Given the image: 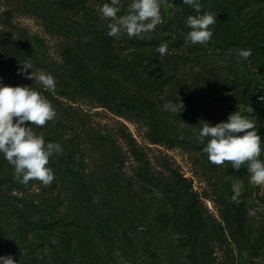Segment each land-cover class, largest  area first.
<instances>
[{
    "label": "trees",
    "instance_id": "trees-1",
    "mask_svg": "<svg viewBox=\"0 0 264 264\" xmlns=\"http://www.w3.org/2000/svg\"><path fill=\"white\" fill-rule=\"evenodd\" d=\"M95 1L0 0V82L39 91L57 113L42 127L31 125L46 143L62 146L63 151L54 154L48 166L74 186L71 189L76 195L92 199V187L96 188L109 206L106 219L114 237L121 229L125 235L127 231L138 232L140 248L154 263L161 246L170 264H176L173 257L178 254L188 264H215L216 248L226 250L224 264H233L225 246L226 236L210 228V214L192 190L191 181L166 154L156 156L155 166L122 123L101 131L68 103L75 97L87 98L136 122L149 143L186 148L215 171L241 180L245 191L239 203L232 201L234 193L230 190L221 194L220 214L229 239L247 251L249 264H260L257 258L264 257V224L255 242L245 233L244 199L253 185L246 169L242 166L237 172L229 164H210L204 143L198 139L205 122L225 121L237 111L255 120L264 142V108L258 106V88L232 66L204 62L203 45L184 43L190 29L185 25L181 0H174L176 10L171 17H167L161 0V23L142 39H129L126 34L109 37L110 21L98 11L107 0H97L99 7ZM128 2L123 0L118 15L127 11ZM220 3L227 15L242 21L238 23L245 32L264 30V0ZM22 13L36 14L48 38L14 22L16 14ZM162 43L168 45L164 56L157 52ZM207 45L216 46L212 38ZM21 63H30L32 69L28 71L34 76L50 74L55 89L46 90L38 80L20 75ZM161 64L166 66L164 72L144 76ZM81 70L85 71L83 77L77 75ZM177 96L184 109L174 114L165 105ZM244 106L250 110L241 109ZM119 140L135 163L130 173L124 170L127 156ZM260 158L264 159V152ZM33 182L36 180L27 186ZM24 186L16 179L13 166L0 159V255H11L16 264H40L38 250L48 245L56 264H98L87 240V228L67 198L48 195L49 186H44L39 199L12 194ZM51 186L56 187L55 179ZM258 191L257 186L256 212L264 219V210H260L264 209V189Z\"/></svg>",
    "mask_w": 264,
    "mask_h": 264
},
{
    "label": "rangeland",
    "instance_id": "rangeland-1",
    "mask_svg": "<svg viewBox=\"0 0 264 264\" xmlns=\"http://www.w3.org/2000/svg\"><path fill=\"white\" fill-rule=\"evenodd\" d=\"M221 0H200L201 12L216 13L217 22L210 26L213 31L212 39L215 43L214 46L204 44L205 56L204 62H213L217 66H232L240 75L245 76L253 86H256L260 92V97H264V30L245 32L241 28L242 22L240 19L235 18L233 15L229 16L223 11V5H220ZM96 6L99 7L97 0ZM183 4L185 16L199 15L195 10L188 5ZM220 3V4H219ZM163 8L167 17H171L176 10L174 0H164ZM228 8V6H225ZM186 21V20H185ZM14 22L27 28L31 32H38L41 35H48L43 33L40 19L33 13L16 14ZM50 45H53L51 42ZM238 49H251L252 55L244 60L237 55ZM56 48H52V52H55ZM166 70L164 64L159 65L152 71L146 72L145 77L149 78L155 74H161ZM78 76H85V71L77 73ZM3 83V82H2ZM5 84V83H4ZM77 110L84 114V117L88 120L89 124L97 125L101 131L108 130L116 126L117 122L122 123L134 137L138 145L143 148L150 159V161L157 166L156 156L159 154H166L178 167L179 171L191 181L192 190H194L200 197L201 201L205 205L208 213L210 228L215 232H223L226 236L225 246L229 250L231 260L233 264H249L250 257L246 250L238 246L234 241L229 239L227 231L224 226V222L221 218V210L223 205L220 200V195L230 190L233 192L234 186L240 187L241 195L245 191L244 183L233 177L226 176L223 172L215 171L214 168L209 167L205 161L198 157L192 151L186 148H167L163 145H155L149 143L144 136L142 129L138 127V124L132 120H128L123 117H119L116 114L108 111L107 109L100 107L98 104L89 101L87 98H77L70 100ZM258 106L264 108V101L258 99ZM241 109L249 111V107H242ZM174 125H177L174 123ZM178 126V125H177ZM183 127V124H180ZM120 143L122 152L127 156V160L124 165V170L129 173L132 170V166L135 165L134 161L127 152V147ZM0 159L7 162L3 155L0 154ZM87 163V161H86ZM87 171L90 170V165L87 163ZM54 171V170H53ZM56 187L49 186L47 193L51 196H61L66 201H69L71 209L74 208V212L77 213L81 222L87 228V240L91 244L93 255L95 256L98 264H170L168 261L169 255L164 249L159 247V256L154 263L151 257L147 253L143 252L139 246V234L127 231L125 235L123 230L118 231L117 237H114V231L111 227V222L107 221L106 216L109 214V206L103 200L97 189L92 187L93 197L88 199L83 195H76L73 185H70L65 178L61 177V174L54 171ZM93 186L92 184H90ZM68 187L65 191L63 187ZM44 186L39 182H33L31 186H24L16 191H13V195L23 196L30 195L31 198H38L41 196ZM256 188L257 185H251L249 189V195L244 199L247 213L245 219V233L250 241H254L257 238L260 228L264 224L263 217L259 216L256 212ZM258 193H262L264 184L258 186ZM234 193V192H233ZM159 196V194H157ZM9 206L6 205L5 209ZM64 208L61 207V210ZM5 209H1L5 212ZM106 214V215H103ZM138 236V237H137ZM162 249V250H161ZM164 251V252H163ZM53 250L48 245L38 250V260L40 264H56L58 263L56 257L53 254ZM226 250L217 249L213 254L215 256V264H224ZM173 260L176 264H188L182 255H175ZM260 264H264V257L257 258Z\"/></svg>",
    "mask_w": 264,
    "mask_h": 264
},
{
    "label": "clouds",
    "instance_id": "clouds-1",
    "mask_svg": "<svg viewBox=\"0 0 264 264\" xmlns=\"http://www.w3.org/2000/svg\"><path fill=\"white\" fill-rule=\"evenodd\" d=\"M123 0H107L98 9L107 24V35L119 37L126 34L129 39L143 38L153 32L161 23V0H129L127 11L121 12ZM199 15H189L185 25L190 29L184 43L186 45L207 44L213 31L216 13L201 12L200 0H182ZM168 45L162 43L157 52L164 56ZM237 55L247 60L252 55L251 49H238ZM20 75L38 80L46 90L55 89L56 82L50 74L40 73L34 76L30 63H21ZM264 101V97H260ZM166 109L179 114L184 109V103L178 96L176 100L165 105ZM57 113L39 91L29 86L7 85L0 82V154L14 168L16 179L23 185L29 181H39L43 186H50L55 179L54 171L48 166L50 158L59 155L63 149L59 143L45 142L42 135H37L31 125L42 127L48 121L54 120ZM198 139L204 143L203 151L212 165L224 166L240 171L243 166L253 185L264 184V142L258 135L254 119L239 112L228 115L227 120L215 124L205 122L199 130ZM205 140L207 141L205 143ZM230 162V163H226ZM232 201L239 203L240 187L234 186ZM264 210V209H260ZM0 264H16L11 255H0Z\"/></svg>",
    "mask_w": 264,
    "mask_h": 264
}]
</instances>
